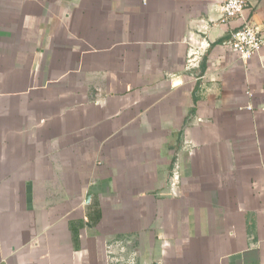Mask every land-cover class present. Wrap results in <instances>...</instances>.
<instances>
[{
	"label": "crops",
	"instance_id": "1",
	"mask_svg": "<svg viewBox=\"0 0 264 264\" xmlns=\"http://www.w3.org/2000/svg\"><path fill=\"white\" fill-rule=\"evenodd\" d=\"M246 1L0 0V264H264Z\"/></svg>",
	"mask_w": 264,
	"mask_h": 264
},
{
	"label": "built area",
	"instance_id": "2",
	"mask_svg": "<svg viewBox=\"0 0 264 264\" xmlns=\"http://www.w3.org/2000/svg\"><path fill=\"white\" fill-rule=\"evenodd\" d=\"M246 0H221L222 20L235 19L242 15L246 7ZM229 46L241 59H251L262 47H264V37L260 35L258 28L251 24L234 32L229 41ZM195 58L189 59V66H195Z\"/></svg>",
	"mask_w": 264,
	"mask_h": 264
}]
</instances>
